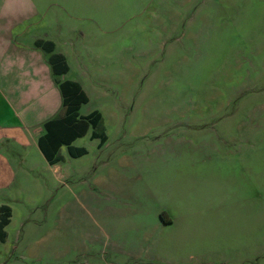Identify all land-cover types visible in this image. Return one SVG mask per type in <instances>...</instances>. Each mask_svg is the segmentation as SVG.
Segmentation results:
<instances>
[{"label": "rangeland", "instance_id": "obj_1", "mask_svg": "<svg viewBox=\"0 0 264 264\" xmlns=\"http://www.w3.org/2000/svg\"><path fill=\"white\" fill-rule=\"evenodd\" d=\"M39 5L103 129L4 142L0 264H264V0Z\"/></svg>", "mask_w": 264, "mask_h": 264}, {"label": "crops", "instance_id": "obj_2", "mask_svg": "<svg viewBox=\"0 0 264 264\" xmlns=\"http://www.w3.org/2000/svg\"><path fill=\"white\" fill-rule=\"evenodd\" d=\"M41 11L39 0H0V193L16 178V170L3 152L4 142L7 144L12 140L13 144L18 146L29 145L30 134L33 137L37 136L38 132H41L38 125L46 121L44 125L42 124L45 130L58 128L62 139L60 143L65 144L66 151L74 155L77 149L71 145V141L79 135L80 126L85 128L87 124L85 120H76L70 125L71 131L65 133L63 127L59 128L57 120L54 119L60 110L62 100L57 85L63 80L71 79L64 76L67 70L63 74H54L51 71L48 63L49 54L61 55L66 66L67 63L64 54L55 51L56 43L53 37H49L50 32L47 33L45 27L32 31L29 26L31 20L36 19ZM22 33L23 38L20 36ZM36 41L42 44L50 42L52 51L46 52L35 46ZM45 143L52 150L47 136L39 134L36 146L41 153L42 147L49 149ZM1 205L7 204L0 200ZM8 207L10 209V206ZM165 219V223L171 221L168 217ZM7 224L3 227L4 232ZM6 240L5 232L4 240L0 243Z\"/></svg>", "mask_w": 264, "mask_h": 264}, {"label": "trees", "instance_id": "obj_3", "mask_svg": "<svg viewBox=\"0 0 264 264\" xmlns=\"http://www.w3.org/2000/svg\"><path fill=\"white\" fill-rule=\"evenodd\" d=\"M35 46H39L46 52L52 51V44L50 42H44L43 44L40 41L35 42ZM48 63L50 64L51 71L54 74H63L67 70V66L64 62V58L61 55L56 53L49 54ZM60 94H61V107L58 111L55 120H57V126L60 128L63 127L65 133H69L71 130L72 123L76 120L86 121L88 125L91 126L96 132H101L103 127L101 124V115L97 110H92L87 115L78 114V109L82 103L87 101V97L80 88L79 84L71 80H63L58 85ZM80 129V128H79ZM57 130V131H56ZM95 134V133H94ZM93 135V132H92ZM48 142L52 146V150L55 149L56 144L59 145L62 141L61 134L58 133V128L54 130H48L47 135ZM41 145V142H39ZM48 147V145L45 143ZM42 146V145H41ZM50 148L46 149L42 147V152L47 156L49 162L52 160V151ZM79 153L83 151L81 148L77 150ZM50 152H52L50 154ZM50 154V156H49ZM54 154V153H53ZM56 158V157H55ZM10 215V209L7 205L0 206V242L4 240L5 232L3 227L8 223Z\"/></svg>", "mask_w": 264, "mask_h": 264}]
</instances>
